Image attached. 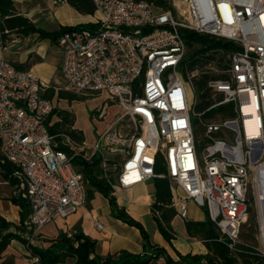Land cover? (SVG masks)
I'll return each instance as SVG.
<instances>
[{
  "label": "built area",
  "instance_id": "2783aa9c",
  "mask_svg": "<svg viewBox=\"0 0 264 264\" xmlns=\"http://www.w3.org/2000/svg\"><path fill=\"white\" fill-rule=\"evenodd\" d=\"M90 1L93 27L65 31L55 41L62 89L103 96L98 119L108 101L120 111L91 147L83 144L78 151L91 150L87 160L99 155L106 170L105 162L119 155L112 188L122 190L152 180L161 158L160 176L170 182L177 216L188 219L191 202L231 243L248 219L252 190L255 248L264 255V0H167L170 8L164 10L144 0ZM181 30L227 47L206 50L198 57L202 64L190 66ZM202 75L209 76L206 111L230 105L233 117L216 113L209 121L195 120L204 114L194 110L200 102L195 81ZM45 87L35 73L0 56V155L13 166L29 204L23 244L28 264L39 263L30 246L40 243L41 230L87 201L72 156L49 133L55 107L43 96ZM188 92L195 94L193 102ZM197 124L204 129L203 147ZM93 226L102 229L96 220Z\"/></svg>",
  "mask_w": 264,
  "mask_h": 264
},
{
  "label": "trees",
  "instance_id": "16d2710c",
  "mask_svg": "<svg viewBox=\"0 0 264 264\" xmlns=\"http://www.w3.org/2000/svg\"><path fill=\"white\" fill-rule=\"evenodd\" d=\"M65 1L79 14L94 15L95 9L90 0ZM144 1L152 3L155 7L162 10L170 8L167 0ZM92 27L93 25L88 23L74 27L60 26L58 31L45 32L37 28L27 17L20 14L12 0H0V43L2 46H5L9 41L30 34H38L42 38L55 42L58 36L65 31L74 28ZM181 35L187 48L185 61L190 66L202 64V61H199L198 57L201 58V55L206 50L215 49L220 46L227 47V44L222 45L221 41L208 35H200L189 30H181ZM208 80L209 76L202 75L195 81V86L200 96V102L195 106V109L197 112L204 111L201 118L202 121H209L215 118L214 114L216 113L224 118L233 117L230 105L222 106L217 111H206L211 103L210 94L206 88ZM53 96L54 89H50L44 94V97L49 101H51ZM57 98L71 102L78 99V95L59 89L57 91ZM53 116H56L57 120L52 125H48L49 133L56 135L55 140L58 149L72 156L71 162L73 167L89 186L87 197L91 198L94 192L104 197L108 201L112 216L136 228L140 232L143 246L142 252L139 254L121 251L118 254L101 256L96 253V242L83 233H74L71 236H67L66 233L59 232L55 239L49 241V245L46 248L30 246L32 255L39 258L38 264H61L66 258H73L75 264H264V255L260 254L253 244L256 235L249 234L242 229L239 233V237L242 240L238 238L235 243H231L226 236L221 234L205 211L204 220L193 221L186 219L184 220V227L188 237L201 242L207 253L205 255H181L172 248L177 257V260H173L165 248L150 242L148 233L140 222L130 217L124 208L118 207L113 196L114 189L112 188V184L115 182L119 166L115 162L107 161L105 162L107 170L104 169L102 166L103 160L99 155H94L91 159L87 160L85 158V151H78V148L83 146L85 140L83 132L74 128V115L66 110L55 108L49 116L47 124L50 123ZM61 137H65L76 150L64 144ZM205 143L206 140L204 139L203 145ZM13 172V166L4 161L0 155V176L18 192L16 196L11 197V202L20 208V221L18 225L6 221L0 215V261L2 260L4 251L11 242L18 241L24 244V236L29 232L26 226L30 213L29 204L21 196L24 190L20 186L19 179L13 176ZM164 172L163 161L158 157L155 165V177L152 179L154 198L150 211L158 232L164 241L171 245V242L176 239L171 222L177 216V213L171 206L170 182L166 177L160 176ZM160 258L163 261H160ZM2 264L6 263L3 261Z\"/></svg>",
  "mask_w": 264,
  "mask_h": 264
},
{
  "label": "crops",
  "instance_id": "0c3cea01",
  "mask_svg": "<svg viewBox=\"0 0 264 264\" xmlns=\"http://www.w3.org/2000/svg\"><path fill=\"white\" fill-rule=\"evenodd\" d=\"M12 1L20 14L27 17L37 28L45 32L58 31L60 26L74 27L80 24H91L93 22L92 18L94 15L79 14L65 0ZM54 1H58V3L55 4ZM90 18L92 19L91 21L89 20ZM14 40H18V43L13 44L9 41L5 45L7 46V51L4 53L1 50L3 46L0 43V56L14 64L19 70H30L35 73L46 84L43 90V96L48 90L54 89V96L51 99L52 103L54 100H57L58 103L62 101L57 98V91L62 89L60 73L62 58L56 43L50 39L42 38L38 34H30ZM58 109H61V107ZM90 120L86 127L93 129L94 123L96 122L95 118H91ZM52 123L50 121L49 125H52ZM108 126L109 124L102 130L94 129L95 139L93 143L97 135L106 130ZM74 128L81 130L83 135L85 134L84 130L79 128L76 120ZM93 143L90 145L92 146ZM84 144L86 147L90 146L86 141H84ZM17 194L16 189L5 182L0 176V215L6 221L15 225H18L20 221V208L12 204L11 197ZM113 196L118 207L124 208L130 217L142 224L148 233L150 242L165 248L173 260H177V257L172 248L181 255H205L207 253L201 242L188 237L184 227V220L178 216L174 217L171 226L175 232L174 226L177 221H180L183 226L181 235L176 234V239L171 242V245L164 241L157 230L150 211V206L154 198L152 180L140 183L126 190L114 189ZM93 201L94 203L96 201L95 206L91 205ZM204 217L203 209L198 208L191 202L188 203V219L202 221ZM94 220L101 224L102 229H96L93 226ZM59 232L69 234L83 233L96 242V253L101 256L114 255L121 251H126L131 254H139L142 252L143 240L140 232L136 228L112 216L108 201L95 192L91 198L87 197L86 204L74 214L65 220L55 218L48 224L40 232L41 241L37 246L39 248L48 247L49 241L55 239ZM24 256L25 249L23 244L18 241H12L4 251L0 264L3 261L6 264H28ZM67 260L69 263L75 264L73 258H66L65 262Z\"/></svg>",
  "mask_w": 264,
  "mask_h": 264
},
{
  "label": "rangeland",
  "instance_id": "374dc122",
  "mask_svg": "<svg viewBox=\"0 0 264 264\" xmlns=\"http://www.w3.org/2000/svg\"><path fill=\"white\" fill-rule=\"evenodd\" d=\"M92 19L90 18L89 20L91 21ZM77 95H78V99L74 101L68 102L66 100H62L58 103L57 100H54L53 104L55 105L57 109L61 107V109L66 110L74 115L75 120L77 121V124L79 125V128L84 130L86 143L90 145L93 143L95 139L94 129L102 130L105 127H107L108 124L112 123L115 120V118L118 116L120 108L118 104L111 103L108 101L106 102V107L104 108L105 116L102 119H98L96 115L103 105V102H104L103 96L97 95V94H77ZM188 97H189V100L193 102L195 98V94L188 92ZM194 110L197 112L195 108ZM217 110L218 109H216V111ZM91 118H95L96 122L94 123L93 129L91 128L88 129L86 126H87V123L91 121L90 120ZM199 119L201 118L200 117L195 118V120H199ZM55 120H57V118L56 116H53L51 119V122H54ZM195 133L197 135L199 146L203 147L204 129L200 124L196 125ZM61 138H62V142L64 144H67V139L65 137H61ZM85 152L89 155L91 153V150H87ZM113 160L116 163H120L121 157L119 155L114 156ZM85 186H86V190H89V186L86 183H85ZM249 195H250L249 199L251 202V206L249 207L248 219L246 223L241 226L240 231L243 229L245 232H248L249 234L256 235L255 233L257 229V216H256V209H255V200L252 194V190L249 191ZM95 204H96V201L95 203L94 201L91 202V205L95 206ZM181 224L182 223L180 221H177L174 226L175 234L179 236L181 235V231L183 230V226ZM45 227L41 231H43ZM238 238L239 240H242L239 237V235H238ZM253 244L255 246L257 245L256 239L253 242ZM61 264H74V263H69V261L67 260L66 262L64 261Z\"/></svg>",
  "mask_w": 264,
  "mask_h": 264
}]
</instances>
